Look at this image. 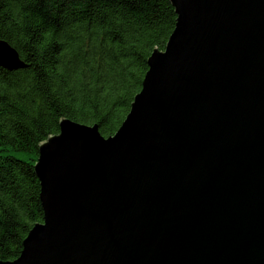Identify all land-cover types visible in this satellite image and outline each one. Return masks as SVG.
I'll return each mask as SVG.
<instances>
[{
	"label": "water",
	"instance_id": "water-1",
	"mask_svg": "<svg viewBox=\"0 0 264 264\" xmlns=\"http://www.w3.org/2000/svg\"><path fill=\"white\" fill-rule=\"evenodd\" d=\"M170 1L116 133L40 143L44 220L0 264H264V0ZM0 65L26 66L2 39Z\"/></svg>",
	"mask_w": 264,
	"mask_h": 264
},
{
	"label": "trees",
	"instance_id": "trees-1",
	"mask_svg": "<svg viewBox=\"0 0 264 264\" xmlns=\"http://www.w3.org/2000/svg\"><path fill=\"white\" fill-rule=\"evenodd\" d=\"M177 17L170 0H0V39L26 64L0 65V262L44 220L40 143L63 118L115 134Z\"/></svg>",
	"mask_w": 264,
	"mask_h": 264
}]
</instances>
